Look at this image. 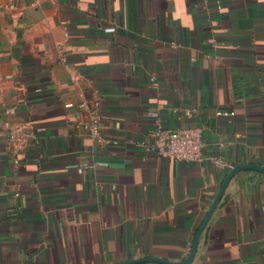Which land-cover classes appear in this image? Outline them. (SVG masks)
Segmentation results:
<instances>
[{"label": "crops", "instance_id": "0c3cea01", "mask_svg": "<svg viewBox=\"0 0 264 264\" xmlns=\"http://www.w3.org/2000/svg\"><path fill=\"white\" fill-rule=\"evenodd\" d=\"M96 100L118 144L82 126ZM157 121L203 127V159L145 152ZM12 123L35 133L18 164ZM240 163L264 165V0H0V264L183 260ZM190 264H264L263 172L232 178Z\"/></svg>", "mask_w": 264, "mask_h": 264}, {"label": "built area", "instance_id": "2783aa9c", "mask_svg": "<svg viewBox=\"0 0 264 264\" xmlns=\"http://www.w3.org/2000/svg\"><path fill=\"white\" fill-rule=\"evenodd\" d=\"M153 79V78H152ZM71 106L72 104H68ZM100 102L96 100L91 109V116L82 122V126L96 137L98 141L108 144H118L117 139L106 138L102 134V122L98 112ZM81 108H89V104L83 101L79 104ZM188 115L193 114V110H187ZM232 112L218 110V115H228ZM204 128H170L163 126L157 121L152 131L151 141L140 140L137 144L147 153H156L162 157H172L176 160L201 161L204 155ZM35 133L27 128L23 123H12L9 127L10 148L16 164L19 163V152L27 145L30 138H34Z\"/></svg>", "mask_w": 264, "mask_h": 264}, {"label": "water", "instance_id": "95a60500", "mask_svg": "<svg viewBox=\"0 0 264 264\" xmlns=\"http://www.w3.org/2000/svg\"><path fill=\"white\" fill-rule=\"evenodd\" d=\"M257 170L260 172L264 173V165H257L256 163H240V164H235L233 165V167L231 168V170L227 173L226 177L224 178V181L203 221V223L201 224V226L198 229V232L195 236L193 245H192V249L190 251V253L188 254V256L186 258H184L183 260L180 261H171L168 259H164L161 257H157V256H151V257H146V258H142V259H127V260H123L120 261L118 263L115 264H133V263H138V262H142V261H155V262H160V263H164V264H190L193 259L194 256L197 252L198 249V242H199V237L202 234L203 230L206 228L217 204L219 203V201L221 200L228 184L230 183V181L232 180V178L238 174L239 172L243 171V170Z\"/></svg>", "mask_w": 264, "mask_h": 264}]
</instances>
